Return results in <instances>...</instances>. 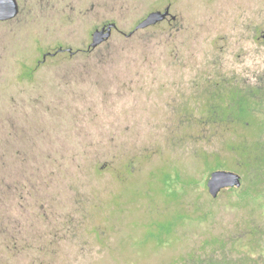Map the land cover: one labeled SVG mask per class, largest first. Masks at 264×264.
<instances>
[{"label": "rangeland", "instance_id": "1", "mask_svg": "<svg viewBox=\"0 0 264 264\" xmlns=\"http://www.w3.org/2000/svg\"><path fill=\"white\" fill-rule=\"evenodd\" d=\"M19 2L0 21V264H264V131L248 102L203 112L226 76L264 75V0ZM169 3L177 21L126 36ZM109 21L96 50L42 61ZM217 169L241 179L213 197Z\"/></svg>", "mask_w": 264, "mask_h": 264}, {"label": "flooded vegetation", "instance_id": "2", "mask_svg": "<svg viewBox=\"0 0 264 264\" xmlns=\"http://www.w3.org/2000/svg\"><path fill=\"white\" fill-rule=\"evenodd\" d=\"M17 1H18V4H19V10H18L17 15L15 17L11 18V19L0 20V21H2V22L9 21V20L15 19V18H17L19 16V14L21 12V5H20L19 0H17ZM171 4L172 3H169L167 5V6H170V11H171ZM147 15H146V17H147ZM146 17H144V18H146ZM143 19H141L138 22V24ZM169 19H171L172 21H177L178 16L171 12L168 16H166L165 19H163V20H161V21H159L157 23L151 24V25H149L147 27L140 28V29H136V27L138 25L137 24L134 29H132L129 33H125V34H126L127 37H131V36H133L136 32H138L141 29H146V28H149V27H152V26H156V25H158V24H160V23H162L164 21H167ZM111 22H115V21L105 22V23L101 24L100 26L96 27L94 29V31L96 29H101L102 27L107 26ZM115 23H116V26L113 28L112 35L108 39L103 41L101 44H99L98 46H96V47H92L91 46L92 39H91L90 43L88 44V46L86 48L74 49L71 46H66V45H61L60 44L58 46V48L56 50H54V51H41V52H43V60L42 61H44L49 55L53 56V55H56V54L61 53V52H66L67 51L70 54L74 55V54H76L78 52H91V51L96 50L97 48H99L100 46L104 45L106 42H108L111 39V37L113 36V33H114L115 30H120L118 23L117 22H115ZM250 25H254V24H250ZM250 25L248 26V28H250ZM254 28H255V26H254ZM93 32H92V34H93ZM255 33H256V37H255L256 42H258V41H263L264 42V30L256 29ZM260 35H262V36H260ZM69 48H71V51L68 50ZM44 54H47L46 58H44ZM28 68H32V67H28ZM254 80L255 81L252 83V85H249L250 87H248L247 84L246 85L242 84L241 80H238V79L236 80V77H234V76H232V77H227L226 76L225 78H223V80L221 82L219 81V83L220 84H224L225 83V84L228 85V86H225V84H224V89H223L224 93L222 95L224 100L229 99V98L231 99V98L234 97L239 102H248L249 104L251 103V105L247 107V110H251L252 111V115L254 117V123L256 125V128H258V130L262 129V131H264V75L260 76L259 74H257V76L254 77ZM203 112L207 115L209 113V106H205ZM243 125H245V124H243Z\"/></svg>", "mask_w": 264, "mask_h": 264}, {"label": "water", "instance_id": "3", "mask_svg": "<svg viewBox=\"0 0 264 264\" xmlns=\"http://www.w3.org/2000/svg\"><path fill=\"white\" fill-rule=\"evenodd\" d=\"M19 10L17 0H0V20H8L15 17ZM171 13L170 6L164 10L158 9L151 11L136 27V29L147 27L166 18ZM115 22L109 23L101 29H96L92 34L91 46L96 47L112 35ZM62 50V49H61ZM71 51V48L68 49ZM47 54H44V58ZM241 176L238 173L227 170H213L206 176V182L209 192L213 197H217L219 193L227 187L239 184Z\"/></svg>", "mask_w": 264, "mask_h": 264}, {"label": "trees", "instance_id": "4", "mask_svg": "<svg viewBox=\"0 0 264 264\" xmlns=\"http://www.w3.org/2000/svg\"><path fill=\"white\" fill-rule=\"evenodd\" d=\"M29 70V71H28ZM35 69L34 68H25V70H24V73L25 74H27V73H29L28 75H31L32 73H33V71H34ZM224 89V88H223ZM223 89L221 88V89H218V90H216V92H215V94H214V96H213V98H210V101H209V103H208V106H209V113H208V118H210V122H212V123H217V118H218V116H217V114H218V111H217V109L219 108L218 106H219V103L223 106L224 104L225 105H232V104H239V103H241V102H239V101H237L234 97L233 98H229V99H226V100H224L223 99V97H222V95H223V93H224V91H223ZM228 117V118H227ZM230 118H229V116H224V117H222L221 119H220V121H223V122H230ZM216 160H217V158H215ZM237 160L239 161V159L237 158ZM222 166V164L220 163L216 168H218V167H221ZM180 180V177H176L175 179H174V184H176V180ZM181 181V180H180ZM192 183V179H190L189 181H187V182H182L181 181V183L180 184H182L183 185V187H187L189 184H191ZM175 186V185H174ZM164 193H166V192H164ZM169 198H171V199H173V200H178V197H179V191L177 190V189H172V191L171 192H169V193H167L166 194Z\"/></svg>", "mask_w": 264, "mask_h": 264}]
</instances>
